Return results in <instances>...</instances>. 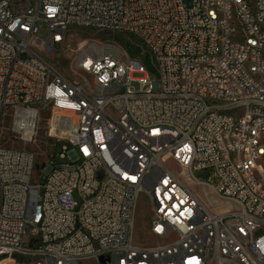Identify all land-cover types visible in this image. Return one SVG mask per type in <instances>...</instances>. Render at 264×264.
I'll return each instance as SVG.
<instances>
[{
	"label": "built area",
	"instance_id": "obj_1",
	"mask_svg": "<svg viewBox=\"0 0 264 264\" xmlns=\"http://www.w3.org/2000/svg\"><path fill=\"white\" fill-rule=\"evenodd\" d=\"M72 28L141 54L79 49L70 81L44 55ZM42 113L37 175L0 141V264H264V0H0V139L31 143Z\"/></svg>",
	"mask_w": 264,
	"mask_h": 264
},
{
	"label": "rangeland",
	"instance_id": "obj_2",
	"mask_svg": "<svg viewBox=\"0 0 264 264\" xmlns=\"http://www.w3.org/2000/svg\"><path fill=\"white\" fill-rule=\"evenodd\" d=\"M46 36V29L41 28L38 37L44 39ZM106 43L115 44L123 49L125 45L130 43L137 48H140V43L133 37H129L123 34H114L108 32H100L95 30H88L82 28H72L67 31L62 41V46L55 52L45 54V60L53 71L70 81H77V78L72 74V65L74 57L79 49L84 50L90 45H103ZM126 51V49H125ZM140 78L139 75H135L134 79ZM131 88L134 90L139 89V85L136 82L131 83ZM48 114L42 113L40 123L38 125L37 134L33 138L31 143H24L18 140L5 141L1 138L0 141L6 146L12 148H21L31 151L35 156L34 174L37 175L41 170L43 164L51 159V155L47 152L48 146L53 144V140L46 136V127L48 122ZM4 132V131H3ZM63 144H60L61 146ZM58 146V148H59ZM59 149H57L58 152ZM58 154V153H57ZM57 156V155H56ZM58 157V156H57ZM168 167H172L171 162H167ZM44 173V171H43ZM209 175L207 171H199L194 174V177L201 180H206ZM189 188L192 192L203 202L209 201L211 209H218L222 207V203L219 198L213 193L210 188L197 187L190 185ZM136 226L132 233V243L137 246H147L149 242V235L143 231L144 222L147 221L148 216L145 214L144 200L139 199L136 206Z\"/></svg>",
	"mask_w": 264,
	"mask_h": 264
},
{
	"label": "trees",
	"instance_id": "obj_3",
	"mask_svg": "<svg viewBox=\"0 0 264 264\" xmlns=\"http://www.w3.org/2000/svg\"><path fill=\"white\" fill-rule=\"evenodd\" d=\"M125 49L130 57H139L141 54V50L130 43L125 45Z\"/></svg>",
	"mask_w": 264,
	"mask_h": 264
},
{
	"label": "bare ground",
	"instance_id": "obj_4",
	"mask_svg": "<svg viewBox=\"0 0 264 264\" xmlns=\"http://www.w3.org/2000/svg\"><path fill=\"white\" fill-rule=\"evenodd\" d=\"M206 206L210 207V202L209 201H205L204 203Z\"/></svg>",
	"mask_w": 264,
	"mask_h": 264
},
{
	"label": "water",
	"instance_id": "obj_5",
	"mask_svg": "<svg viewBox=\"0 0 264 264\" xmlns=\"http://www.w3.org/2000/svg\"><path fill=\"white\" fill-rule=\"evenodd\" d=\"M100 260V262H102L103 263V260L102 259H99Z\"/></svg>",
	"mask_w": 264,
	"mask_h": 264
}]
</instances>
